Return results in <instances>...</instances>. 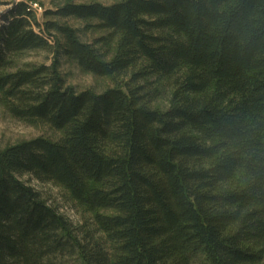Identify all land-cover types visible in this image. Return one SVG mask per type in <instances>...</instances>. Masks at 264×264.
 Returning <instances> with one entry per match:
<instances>
[{
	"label": "trees",
	"instance_id": "16d2710c",
	"mask_svg": "<svg viewBox=\"0 0 264 264\" xmlns=\"http://www.w3.org/2000/svg\"><path fill=\"white\" fill-rule=\"evenodd\" d=\"M46 14L95 19L106 42L118 39L105 61L25 4L0 29L1 100L15 118L63 132L0 148V264H264V0ZM37 48L51 49L49 64L3 73L13 54ZM61 56L111 79L139 69L124 88L77 92ZM151 82L171 88L165 110L150 106L162 92ZM24 175L64 188L93 228L73 226Z\"/></svg>",
	"mask_w": 264,
	"mask_h": 264
},
{
	"label": "rangeland",
	"instance_id": "374dc122",
	"mask_svg": "<svg viewBox=\"0 0 264 264\" xmlns=\"http://www.w3.org/2000/svg\"><path fill=\"white\" fill-rule=\"evenodd\" d=\"M121 0H0V29L10 20L11 12L19 4H25L32 11L33 18L42 24L45 21H54L60 25L69 27L75 31L78 39L84 43L90 44L97 49L102 59L109 61L115 54L116 42L118 36L110 37L109 31L97 27L98 21L95 19H80L74 16L58 17L47 15L46 11H55L67 4H91L100 3L111 5ZM38 31V27L33 25ZM57 40L62 42V36L51 31ZM48 41L53 43L52 37ZM53 59V53L49 48H37L24 50L15 53L10 58V65L3 73L14 72L35 65L49 64ZM139 69V66L129 68L122 75L111 79L109 77L96 76L90 72L83 71L76 61L61 56L59 58L58 70L64 77L66 86L73 87L77 92L90 89L94 93H102L114 86L124 88L130 82L133 73ZM143 82L138 81L135 85H141ZM152 87L161 89V95L156 98L150 106L160 110H165L169 105L171 88L164 82H151ZM63 136L61 130H57L42 121L27 122L15 118L8 110L5 102L0 98V148H5L23 141L43 137L52 141H57ZM28 185L38 191L41 196L64 215L73 226L80 227L84 230L93 228L92 213L86 211L72 200L68 192L57 185L49 182H40L30 175L21 177ZM103 212V211H102ZM111 213V211H104ZM64 264H79L76 259H64Z\"/></svg>",
	"mask_w": 264,
	"mask_h": 264
}]
</instances>
